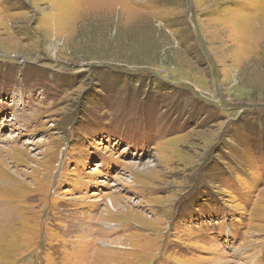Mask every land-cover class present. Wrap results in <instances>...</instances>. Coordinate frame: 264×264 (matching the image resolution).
<instances>
[{"label": "rangeland", "instance_id": "obj_1", "mask_svg": "<svg viewBox=\"0 0 264 264\" xmlns=\"http://www.w3.org/2000/svg\"><path fill=\"white\" fill-rule=\"evenodd\" d=\"M0 264H264V0H0Z\"/></svg>", "mask_w": 264, "mask_h": 264}, {"label": "bare ground", "instance_id": "obj_2", "mask_svg": "<svg viewBox=\"0 0 264 264\" xmlns=\"http://www.w3.org/2000/svg\"><path fill=\"white\" fill-rule=\"evenodd\" d=\"M12 183V182H11Z\"/></svg>", "mask_w": 264, "mask_h": 264}]
</instances>
